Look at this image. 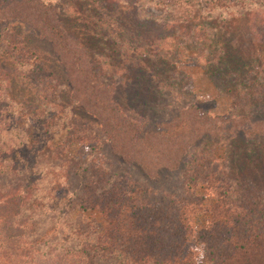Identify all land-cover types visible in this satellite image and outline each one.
Returning a JSON list of instances; mask_svg holds the SVG:
<instances>
[{"label": "trees", "instance_id": "16d2710c", "mask_svg": "<svg viewBox=\"0 0 264 264\" xmlns=\"http://www.w3.org/2000/svg\"><path fill=\"white\" fill-rule=\"evenodd\" d=\"M83 1L0 0V218L19 215L20 224L26 226L37 209L45 207L33 199L43 186L45 199L50 200L47 208L53 216L40 220H51L55 229L38 234L35 219L30 230L8 229L9 236L27 235L33 237L34 245L59 244L62 249L49 247L48 253L33 257L28 264H195L196 250L201 246V264H264V151L259 146L264 140V128H256L257 123H249L244 115L247 104L252 107L263 103L264 67L256 72L242 71L243 67L237 66V48L226 46L218 31L207 34L200 29L202 24L196 21L201 20L199 13L206 7L196 8L184 0H169V4L150 0L172 8L165 29L184 31L197 43L205 40L228 48H219L213 63L236 77L231 100L233 109L240 114L230 118L228 125L225 121L218 124L194 103L181 108L184 96L166 70L165 56L157 61V55L144 52L143 46L132 48L129 38L119 36L116 18L105 24L114 29L112 33L116 32L107 44L111 54L106 55L105 47L98 53L97 46H90L86 29L91 23L86 22L82 10L75 8ZM231 2L215 0L211 9L226 8ZM127 4V0H97L92 7L101 13L113 5L118 15ZM187 5L192 13L183 10ZM250 5L264 11V0H237L238 15L250 18L259 31L258 20H264V15L250 9ZM70 20L73 24L68 23ZM81 25L83 34L79 33ZM25 30L50 43L65 70L73 104L95 120L112 154L136 166L143 180L115 174L83 177L77 172L86 162L64 158L58 150L48 151L53 153V165L61 164L68 172L58 177L37 174L36 161L30 162L27 156L35 146L46 156L45 146L59 131L56 113L47 110L58 82ZM260 56L253 54L256 60ZM115 76L121 80L132 77L134 87L127 93V107L113 99V86L107 80ZM145 84L153 85V92ZM15 89L26 94L20 95V103L15 100ZM37 122L40 124L34 131L24 128L27 123ZM244 123L247 124L242 129ZM232 126L234 135L241 133L256 141V145L237 153V165H243L237 174L229 170L226 160L215 156L221 144L218 139L224 131L230 133ZM91 134L72 138L93 149L99 133ZM208 139L217 140L216 144L208 145ZM178 169L182 173L177 189L157 191L145 186L147 180L158 181L161 171ZM71 170L74 174H70ZM56 190L64 192L61 203L59 198H53ZM87 212H95L100 222L86 218ZM200 214L208 216L205 226L197 224ZM12 251L15 253V249ZM20 255L30 257L32 251L24 249Z\"/></svg>", "mask_w": 264, "mask_h": 264}, {"label": "rangeland", "instance_id": "374dc122", "mask_svg": "<svg viewBox=\"0 0 264 264\" xmlns=\"http://www.w3.org/2000/svg\"><path fill=\"white\" fill-rule=\"evenodd\" d=\"M95 1L97 0H85L82 4H76L77 6L75 8L84 12L87 20L84 19V17H82V20H86L88 24L91 23L86 29L88 30L86 34L89 36L88 44L94 47L97 46L98 53H100L105 47L103 51H105L106 55L109 56L111 54L107 44L110 41V37L112 38L111 34H116V32L112 33L114 32V29L112 30L110 25L107 27L105 24L108 20L109 23L111 22L110 18H116L118 24H120L118 29L119 31L117 30L119 36H122V39H125L126 37L129 38V42L131 41L130 44L132 43V46L134 45L132 48H136L138 45L139 48L140 46H143V51L145 49L150 54L157 55V61L161 60V57L165 56V61H167L165 63V67H167L166 70L171 73L173 79L175 80V86L179 91V94L184 96L181 108H184L190 103H194L197 107L207 112L209 116L215 118L218 124L226 122L227 125L229 124L227 122L230 121V118H234L235 115L240 114L239 111L235 112V109H233L234 105L231 100L235 93L234 89L236 88V77L227 74L229 72L226 71L225 68L221 69L213 63L215 52L219 48H225L224 46L209 44L208 41L205 40L200 41V43L198 41L197 43V41L192 40L190 34L188 35L186 32L184 33V31L176 28L170 30L167 28L165 29L164 25L166 20H169L171 14H165V8L163 7L151 6L155 5V3H150V0H127L128 7L125 6L122 13H119L118 15H115V7L113 5H109L107 6V10L97 13V8L94 11L92 7ZM184 1L188 5L192 3L196 8L198 7L197 5L207 8L205 10H201L199 14L202 18L196 22L202 24L200 29H202L205 33L212 34L215 31H218V35L223 36L226 46L229 45L231 48H237V52L240 54L239 55L236 52L237 61H239L237 66L243 67L242 71L247 70V72H250V70H253L256 72L257 68L260 66L261 70H263L264 43H260L258 47L256 45L259 42L264 41V20H258L260 23L258 31L252 26V20L250 18H241L239 15H229L225 18V12L231 13L233 9H237L238 13L240 12L239 7L237 6V0H231L233 2L229 3V6L226 8H216L213 10L211 9V2L215 0ZM164 3L169 4V0H164ZM248 3L249 1L247 4ZM188 5L183 7V10L189 9L190 13H192ZM133 8H135V10ZM245 8H247V6ZM218 9L223 11H217ZM93 11L97 14L96 16L92 13ZM244 11L249 12L245 9ZM104 12L106 13L104 14ZM68 23L73 24V21L70 20ZM99 24H102L100 28L98 26ZM81 28L82 29L79 33L83 34L85 29L82 25ZM193 30L194 27H192L191 33H194ZM25 31L29 36H31V38L33 37L32 39L34 40L36 46L43 54L45 64L55 74L58 82L56 94L54 97L51 95L54 100L49 101L50 105L47 106V110L49 112L56 113L55 120L59 123V131L55 133L52 138H50V142L45 146V152L47 150L46 156H44V151L38 146H35L32 154H28L27 156L30 162L35 163L33 161H36L37 174H50V176L55 175L58 177L61 176V174L68 172V168L61 166V164H59L58 167L53 165V153L50 154L48 151L53 152L54 150H58L64 158H75L77 160H81V162H86V165H82L77 172V174H83V177L90 174H115L119 177L125 176L127 178L143 180V173L136 166L124 163L112 154L109 145L102 141L103 137L100 129L96 126L95 120L82 110V108L73 104L71 89L67 82L65 70L58 61L50 43L39 38L31 30ZM113 39H115V37H113ZM225 49L227 50L228 48L226 47ZM200 51H202L204 55H201ZM131 52L132 51L130 50L129 53ZM253 54L261 55V58L256 60V58L253 57ZM253 60H255V63ZM128 61H132L131 58H129ZM115 62H117L116 58L113 60L114 64ZM153 63L156 64L154 61ZM252 63H254V65L251 66ZM245 64L250 65V68L245 69ZM223 65L221 67H223ZM124 78L125 80H121L119 76L111 77L107 80V83L112 84L113 86V99L127 107L128 103L126 96H128L127 93L129 89L132 86L134 87V83L132 81V77L129 78L125 76ZM237 79L241 80V76L238 75ZM262 85L264 87V84ZM143 86H148L147 90L150 88L152 89L150 92H153V85L145 84ZM143 86L141 87L143 88ZM17 90L15 89L13 94L16 97L15 100L17 103H20V95L22 94V96H26V94L18 92ZM249 106L250 105L247 104L244 110V115L248 117L249 123L256 122V128H264V100L263 103H254L252 107ZM235 122H237V119H235ZM38 124H40V122L27 123V125H24V128H30L31 131H34L36 129L35 126H38ZM246 124L247 123H244L242 129H244ZM234 128L235 127L232 126L230 133L224 131V136L218 139V142L221 144L220 147L216 149L215 156L226 160L229 170L234 174H237V170H241L240 168L243 166L241 164L237 165V153H239V151L243 148H249L250 146L256 145V141L252 140L245 134L244 137L241 136V133H239L238 136L237 134L234 135L236 132L234 131ZM92 131L99 133L97 137L99 141L97 146L93 149L86 147V145L84 146L83 143L77 142V139L74 137V139L72 138L74 135L79 138H86ZM79 132L81 133L80 136L77 135ZM215 141L217 140L208 139L207 144L214 145ZM259 146H261L264 151V140ZM56 164H58V162ZM75 169H73V171ZM181 173V169L175 171L163 170L159 173L160 175L158 181L147 180L145 186L150 188V190L157 191L177 189L180 185ZM70 174H74L72 173V170L70 171ZM48 190H51V188H48ZM54 197L57 199L59 198L58 202L61 203V200L64 197V192L56 190L53 194V198ZM84 215L88 219H92L98 223L100 222V218L95 212H87ZM52 216L53 215H51V217ZM207 220V215L200 214L197 218V224L199 226H205ZM45 224H48V227H44ZM54 224L55 223L48 219H37L35 232L43 234L48 230H54ZM56 231L59 232L58 229H56Z\"/></svg>", "mask_w": 264, "mask_h": 264}, {"label": "clouds", "instance_id": "9594fccd", "mask_svg": "<svg viewBox=\"0 0 264 264\" xmlns=\"http://www.w3.org/2000/svg\"><path fill=\"white\" fill-rule=\"evenodd\" d=\"M151 6L164 7L163 5H151ZM249 8L256 11H261L260 9H257L256 5H250ZM171 11L172 8L165 7V14ZM217 11H223V10L218 9ZM261 14L264 15V11H261ZM229 15H238V10L233 9L231 13L228 12L224 13L225 18H227ZM45 196H46V192L43 190V186H41L35 192L33 199L39 201L45 207L42 210L37 209V214L35 216H32L31 219L27 221L26 226L20 224L21 216L19 215L14 216L11 219H9V217L7 216L0 218V264H28L30 260H33V257H41L44 256V254L48 253L49 247H54L57 249V251L62 250L59 244H51L49 246H43V247H40L38 244L34 245L32 243L33 237L31 236L25 235L19 238L9 236L8 229H12V230L21 229L23 231H28L31 228L32 220L43 219L44 217L53 214L47 208V204L50 202V200L45 199ZM55 215H58V212L55 213ZM44 227H48V224H45ZM64 230L66 233L69 231L66 225L64 226ZM12 249H15V253L12 251ZM24 249L27 250L30 249L32 251V256L24 257L20 255L21 251ZM196 251L198 255L195 259V264H201V261H203L204 259L202 246L200 249H197ZM55 255L56 253L52 254L53 259L55 258ZM33 264H35V261H33Z\"/></svg>", "mask_w": 264, "mask_h": 264}]
</instances>
